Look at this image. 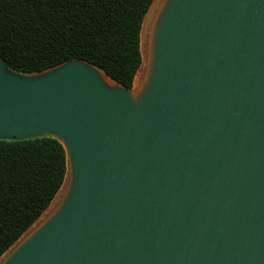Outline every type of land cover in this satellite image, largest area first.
<instances>
[{"label":"water","instance_id":"95a60500","mask_svg":"<svg viewBox=\"0 0 264 264\" xmlns=\"http://www.w3.org/2000/svg\"><path fill=\"white\" fill-rule=\"evenodd\" d=\"M147 42L135 89L0 58V140L53 137L67 163L0 264H264V0H159Z\"/></svg>","mask_w":264,"mask_h":264},{"label":"trees","instance_id":"16d2710c","mask_svg":"<svg viewBox=\"0 0 264 264\" xmlns=\"http://www.w3.org/2000/svg\"><path fill=\"white\" fill-rule=\"evenodd\" d=\"M154 0H0V58L22 75L83 60L131 89ZM67 173L53 137L0 140V258L41 217Z\"/></svg>","mask_w":264,"mask_h":264},{"label":"rangeland","instance_id":"374dc122","mask_svg":"<svg viewBox=\"0 0 264 264\" xmlns=\"http://www.w3.org/2000/svg\"><path fill=\"white\" fill-rule=\"evenodd\" d=\"M155 1V0H154ZM154 1L145 17V20H144V25H145V30L147 32V35L149 34V28H150V24H151V21H152V16L154 14V11L156 10L158 4H159V0L157 2V4L154 5ZM154 5V6H153ZM144 25H143V28H144ZM138 75V74H137ZM136 78V77H135ZM134 82H135V79H134ZM133 82V89H135L137 86H135ZM138 88V87H137ZM64 188V187H63ZM61 189L60 192L57 194L56 198L53 200L51 206L41 215V217L36 221V223L30 227V229L28 231H30L36 224H38L40 221L43 220V218L49 214V212L54 208V206L60 201V197L62 196V193L64 191V189ZM27 231V232H28ZM14 247V245L5 253L7 254L12 248ZM4 257V256H3ZM3 257L0 258V261L3 259Z\"/></svg>","mask_w":264,"mask_h":264},{"label":"bare ground","instance_id":"6f19581e","mask_svg":"<svg viewBox=\"0 0 264 264\" xmlns=\"http://www.w3.org/2000/svg\"><path fill=\"white\" fill-rule=\"evenodd\" d=\"M157 2H158V0H155L154 1V5L157 4ZM147 43H148L147 42V32L145 30V25H144V28H142V32H141V49H142V53H143V56H144V63H143V66H142L141 70L139 71L138 75H136L135 82H134L135 86L138 85L139 80L141 78V75L143 76V72L145 70L146 55H147V48H148ZM101 75L103 77L104 82L108 86H112L114 84V82L111 79H109L107 76H105L103 73H101Z\"/></svg>","mask_w":264,"mask_h":264}]
</instances>
